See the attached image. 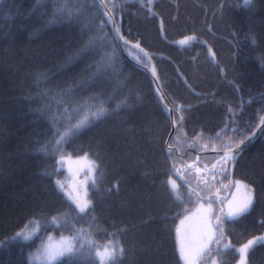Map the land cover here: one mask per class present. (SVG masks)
Masks as SVG:
<instances>
[{"label":"trees","instance_id":"16d2710c","mask_svg":"<svg viewBox=\"0 0 264 264\" xmlns=\"http://www.w3.org/2000/svg\"><path fill=\"white\" fill-rule=\"evenodd\" d=\"M117 2L122 6L112 14L129 41L122 43L129 58L94 0H68L70 8L79 9L71 21L54 16L62 0H0V264H30L49 233L83 242L77 256L53 264H99L95 246L109 240L124 249L117 264H182L176 224L199 198L185 195L180 203L169 195L170 178L182 185V193L189 186L170 177L164 149L171 118L141 65L156 69L175 121L183 116L171 140L179 134L187 163L197 155L216 157L207 151L222 142L215 139L221 129L224 140L236 129L238 141L264 117V0H253L250 7L243 0H154L155 16L140 0ZM137 43L151 62L133 47ZM64 90L70 92L63 95ZM59 99L71 108L102 103L107 112L53 151V117L64 112ZM73 116L75 123L80 115ZM198 133L203 138L188 148ZM205 144L207 150L200 151ZM80 155L99 169L96 185L88 189L91 210L78 215L56 179L64 174L63 159ZM232 175L252 185L254 203L243 216L225 220L224 238L232 247L214 252L220 264H236L235 245L264 231V127L240 153ZM54 216L59 225L51 222ZM26 225L38 233L27 241L13 239ZM222 246L221 241L212 247ZM247 261L264 264V244L255 245Z\"/></svg>","mask_w":264,"mask_h":264},{"label":"snow or ice","instance_id":"6c2138e0","mask_svg":"<svg viewBox=\"0 0 264 264\" xmlns=\"http://www.w3.org/2000/svg\"><path fill=\"white\" fill-rule=\"evenodd\" d=\"M124 3H128L129 0H123ZM154 0H147V5L144 4V0H140L142 6H147L149 10V14L155 16L156 13L152 11L151 5L153 4ZM253 3V0H243L244 7H250ZM94 4L97 6L98 11H102L104 17H107V23H111L113 25V29L117 36L121 40L124 41V44L127 45L129 41L124 39L122 35H120V28L119 25L114 21L112 13L116 10L121 8V3H118L117 0H94ZM79 9H73L68 6V0H62L61 5L56 9L54 16L57 18H63L71 21L78 15ZM105 21L101 20V30L103 29ZM161 30L163 31V21H161ZM97 39H90L89 43L84 46L83 49L77 52V56L87 53L89 48H91ZM189 39H195L194 36L188 37L184 40L179 41L181 45H184L188 42ZM135 48H139L141 52L144 50L140 48V45L137 43L133 45ZM211 51V50H210ZM147 57L148 53H144ZM150 58V57H149ZM107 59V57H105ZM137 62H141V58L137 57ZM213 59H215L213 55ZM105 65L104 63L98 64V70L103 68ZM147 66V65H145ZM153 75H155V69L153 68ZM70 90H64L63 95H67ZM163 100V97L161 96ZM57 104H60L64 108V112L61 115H54L53 117V142H51V148L53 151L60 150L65 143H67L68 139L71 136L76 135L81 129L88 127L94 120H98L103 117L107 109L104 105L98 104L93 105L87 108H81L77 106V108H71L68 104H65L63 99H59L56 101ZM165 109L171 113V109H168L167 104L164 105ZM180 110V106H177L176 111ZM78 113L80 115L79 119H76L75 123H72V120L75 119L73 113ZM231 113V108L229 109ZM61 120H66L67 123L63 126L61 130L60 127H57L60 124ZM183 116L181 115L178 120L173 122V128L179 130L182 127ZM261 125H264V117L261 118L260 121ZM259 127V125L257 126ZM224 128H228V124L226 123ZM233 135L227 136V139L224 140V129H221L220 132L215 134V139L221 140L222 142L219 145H213L212 151L217 153V156L214 158H202L197 155L196 160L192 163H187L184 159L186 154V150L183 147H180L182 141L179 138V134L177 138H174L170 141L166 142V148L164 149L166 160L171 161V167L169 169L170 177L171 175L178 176L181 181H183V185H188L186 193L181 192L182 185L178 186L176 181L173 179H169L167 182V190L169 195L174 198L175 201L183 203L184 196L186 195L189 199L192 196H196L199 199H207L208 204L207 207L204 208V219H205V233L202 238V242L200 246L193 250L190 247L186 246L184 240L182 238L179 239V253L180 259L184 262V264H201L202 261H210V264H220L215 253H221L229 250L232 246L231 243L223 244L222 247H218L215 250L213 249L212 245H220L221 241L224 238V223L225 219L228 221L235 220L244 214L248 213L249 210L252 208L254 203V194L253 189H251L247 185H243L240 181H236V185L238 188H243L245 190L244 196L240 199V201L234 206L230 207L229 211L226 214V218L223 215L215 216V220L213 221V201L210 198V195L205 197L201 195V191L197 189L200 187L201 184L205 186L208 190L213 187L212 184L208 182L207 177L210 175L211 179L214 181L216 179V174L219 172L221 174H226L229 170L230 165H234L238 156L243 151L242 146L246 144L247 141L252 139V136L255 133H252L251 136H244L243 139L236 140L235 134L237 132L236 129L231 130ZM203 138V133H198L197 137L187 144L188 148H195L197 143L200 139ZM213 139V138H209ZM49 145H45L42 150H48ZM207 145L205 144L200 151H206ZM222 153V154H220ZM188 158L191 159L190 154ZM63 159V156H61ZM215 160L214 163L211 164V168L208 167V163L212 160ZM203 164V168L199 165ZM180 165V166H178ZM99 166L95 162H90L89 171L91 173H95L98 171ZM195 170L196 173V185H191V177L193 176V171ZM201 176L204 178L201 179ZM91 183L93 187L97 183V178L95 175L90 176ZM57 189L60 191L64 190V185L57 180L56 181ZM87 197V190L84 192V197H71L69 199L75 203V208L78 210V215L80 214H87L91 210V201L86 199ZM203 207V205H202ZM221 211H223L221 209ZM59 217H52V223L59 225ZM95 219V218H93ZM32 223V222H30ZM184 221H181L183 224ZM27 227V226H26ZM38 230H33L30 233L21 231L17 232L13 239L18 237H22L24 240H29L31 236L36 235ZM120 231H124V229H120ZM84 230H78V234H83ZM178 237L180 234V229H177ZM89 244L92 241L89 239ZM264 243V235L254 237L248 240L245 244H243L240 248L236 249L240 254V261L239 264H247V258L250 250L258 244ZM77 244H80V248L77 247ZM83 247V242L77 240L73 237L71 240H68L65 244L60 246L59 248L52 250L50 248H44L43 250H38L40 252V256L38 259L41 261V264H53V261H58L62 257H74L80 253V250ZM95 258L98 259L99 264H117L120 257L124 255V249L119 247V242L115 240H109L107 244L104 245H96L95 246Z\"/></svg>","mask_w":264,"mask_h":264},{"label":"rangeland","instance_id":"374dc122","mask_svg":"<svg viewBox=\"0 0 264 264\" xmlns=\"http://www.w3.org/2000/svg\"><path fill=\"white\" fill-rule=\"evenodd\" d=\"M184 39L185 38L179 39V41ZM63 161H64V174L62 177L56 179V181L59 180L64 185V190L62 192L64 193L66 198L69 199V196L84 197V192L85 190H87L86 199L89 200L88 189L92 185L90 176L95 175V173H91L89 171V165L90 162H94V161L88 155H80L77 157H66L63 159ZM199 166L203 168L201 165ZM192 171H193V176L190 178L191 185L195 186L196 173L194 169ZM232 171H233V165H230L228 172L226 174H221L218 172L216 174V179L214 181L211 179V176L209 175L207 179L208 182L213 185V187H211V189L208 190L207 188H205L203 184H201L200 187L197 189L198 191H201L202 196L207 197L210 195V198L213 201V209H214L213 221L215 220V216L217 215H223L226 218V214L229 211V208L234 207L244 196L245 190L243 188H238L235 183L236 181H240L243 185H247L251 189H253L250 183L241 179L234 178L232 175ZM203 178L204 177L201 176V179ZM228 187H232V188L230 189L229 192H226ZM215 193L221 196V198L218 199L217 196H215ZM253 194H254V190H253ZM69 200L72 201L71 199ZM73 204L75 205V203ZM207 204H208L207 199H199L195 204H193L189 208L188 211L184 212V214L178 219L175 229V237H176V246L179 257H180V253H179L180 238L184 240L186 246L190 247L193 250L197 249L200 246L202 242V238L205 233L204 208L207 207ZM221 209L223 211H221ZM181 221H184V223L181 224ZM26 226H24L19 232L24 231L30 233L33 230H38L37 227H30V226L26 227ZM178 228L180 229L179 237L177 233ZM38 231L36 232V234L38 233ZM261 235H264V231L259 234L253 235L252 237L248 238L246 241L238 245H235L236 249L240 248L248 240ZM34 236L35 235L31 236V238H33ZM72 238H73L72 236H66V235L58 236L55 235L54 233H49V235L41 244L39 250H43L44 248H50L52 250H55L60 246H62L63 244H65L68 241V239H72ZM22 240L24 239L22 238ZM229 242H230L229 239L223 238L222 245ZM39 256H40L39 251L35 255H32L30 257L31 258L30 264H41V261L38 259ZM239 261H240V254L238 260L236 261V264H239ZM54 262L56 261H53V263ZM181 262L182 264H184L182 260Z\"/></svg>","mask_w":264,"mask_h":264},{"label":"water","instance_id":"95a60500","mask_svg":"<svg viewBox=\"0 0 264 264\" xmlns=\"http://www.w3.org/2000/svg\"><path fill=\"white\" fill-rule=\"evenodd\" d=\"M113 15V14H112ZM113 18H114V16H113ZM105 19L107 20V17H105ZM114 21H115V19H114ZM108 25H109V27H110V30H111V32H112V35H113V37L116 39V43H117V46H118V48H119V50H120V52L126 57V58H128V56L126 55V53L124 52V50H123V48H122V42H123V40H121L120 38H119V36H117L116 35V33H115V31H114V29H113V25L111 24V23H108ZM141 48V47H140ZM139 51H140V49L139 48H137ZM141 52V51H140ZM141 53H145V51H143V52H141ZM148 57V56H147ZM149 58V57H148ZM150 59V58H149ZM141 65V64H140ZM141 66H144V65H141ZM146 69H147V72H148V74L150 75V78H151V80H152V82H153V84H154V87H155V89H156V91H157V93H158V95L160 96V98H161V96L163 97V102H166L167 104H168V107H169V109H173V106H172V104L166 99V97H165V95H164V93H163V91H162V89H161V87H160V84H159V80H158V76H157V73H156V70H155V75H153V66L152 65H150V66H147V67H145ZM155 69V68H154ZM169 115H170V117H171V125H172V129H171V132H170V134H169V136H168V140H170V138H171V136H173L174 135V132H175V129L173 128V122L175 121V118H174V116H173V113H172V111H171V113L169 112ZM252 135V134H251ZM250 135V136H251ZM255 136V135H254ZM254 136H252V139H253V137ZM252 139L250 140V141H247L246 142V144L245 145H243L242 146V148L244 149V147L245 146H247V145H249L250 143H251V141H252ZM213 152V151H212ZM222 154V153H221ZM215 162V161H214ZM213 162V163H214ZM171 163V162H170ZM175 176V175H174ZM176 177H178V176H176ZM179 178V177H178ZM180 179V178H179ZM215 195H217L216 193H215ZM217 197H219V196H217Z\"/></svg>","mask_w":264,"mask_h":264},{"label":"bare ground","instance_id":"6f19581e","mask_svg":"<svg viewBox=\"0 0 264 264\" xmlns=\"http://www.w3.org/2000/svg\"><path fill=\"white\" fill-rule=\"evenodd\" d=\"M263 127H264V125H261V123L259 124V127H257L256 129H255V131L253 132V133H255V136L253 137V139H252V141L259 135V133L261 132V130L263 129ZM171 129H172V127H171ZM171 131V130H170ZM167 141H169L168 140V138L166 139V142ZM251 141V142H252ZM165 146H166V144H165ZM248 146V145H247ZM247 146H245V147H247ZM244 147V148H245ZM207 152H209V151H207ZM195 161V160H194ZM171 162V161H170ZM193 161H191V162H188V163H192ZM203 165V164H202ZM209 168H211L210 166H208ZM217 194V193H216ZM215 196H219V195H215Z\"/></svg>","mask_w":264,"mask_h":264}]
</instances>
